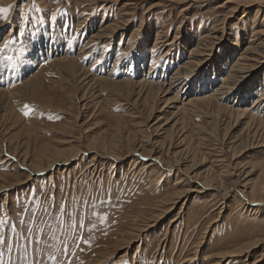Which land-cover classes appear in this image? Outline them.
<instances>
[{"label": "rangeland", "instance_id": "rangeland-1", "mask_svg": "<svg viewBox=\"0 0 264 264\" xmlns=\"http://www.w3.org/2000/svg\"><path fill=\"white\" fill-rule=\"evenodd\" d=\"M224 1L199 0L181 16L184 7L170 0H0V8L12 5L0 20V47L11 40L0 53V63H8L0 73L8 84L0 94V219L12 244L11 251L0 246L5 260L56 264L48 259L54 255L64 264H252L260 258L263 244L244 257L216 254L263 239L264 205L251 204L262 208L253 216L242 186L259 176L264 134L225 109L235 106L228 97L189 105L179 84L165 87L171 74L186 71L180 66L207 34L215 38L207 50L213 57L194 68L187 101L199 87L198 96H211L221 83L228 68L216 59L236 43L231 65L249 28L260 22L256 14L264 13V0H232L247 2L234 15ZM108 25L117 29L103 41L92 35ZM157 30L176 42L173 48L154 45ZM154 71L168 78L147 77ZM249 84H264V62ZM47 149L77 155L49 169L46 157L37 160ZM36 161L46 170L35 174ZM186 189L196 192L179 200ZM132 237L126 250L117 249Z\"/></svg>", "mask_w": 264, "mask_h": 264}, {"label": "bare ground", "instance_id": "bare-ground-1", "mask_svg": "<svg viewBox=\"0 0 264 264\" xmlns=\"http://www.w3.org/2000/svg\"><path fill=\"white\" fill-rule=\"evenodd\" d=\"M170 2H172L174 4H178V5L182 6V7H184L183 9H181L180 14H179V15L182 16V15H186L188 13V11L191 10V8L193 6V3H198L199 0H170ZM246 3H247L246 1H243L242 3L234 2L232 0H225L224 1V5H228V6L232 7L230 9V14L231 15H234L235 13H237V11L241 9V7L242 8H246L247 7V5H245ZM240 12H241V10H240ZM231 15H229V19L232 17ZM257 16H258V19H260V22H259L257 28H256L255 25H254L255 27L252 25L249 28L250 31H251L250 38L248 39L246 45L243 46V50L241 51V49H240L241 52L240 51L238 52L239 54H237L238 55L237 59L234 62H231L232 63L231 65L229 64L230 63L229 62L230 56L235 51V49H232L233 48L232 46H235V44H236V43L234 44V43H230V42H229V45L231 46V48L227 47L228 51L225 54H223L222 56H218V58L216 59V61L222 63L223 66L228 68V69L226 70V74L223 75V77H222L223 79L221 80V83L218 84L217 86H215L213 88V90L209 92V94L211 96H208V95L204 96V97L198 96L197 95L198 92L201 93V92L204 91V89H200V87L198 86L199 87V89H197L198 92L196 94L194 93L193 94L194 96H192V98H190L187 101L188 95L191 94V93H188V87H189L190 80L192 78L191 76L194 73V68L201 69L213 57L212 51L211 50L207 51V50L212 48V46L214 45V43H212V40H214L215 38L214 39L210 38L211 35H208V34L204 35L203 37H201L199 39V41L196 42L195 46L194 47L192 46V48L188 52L189 57L187 58L185 64L180 66V67H184V70H186V71L184 73L182 72V74H180V72H178V70H177L173 74H171V77H169V81L165 84V87L167 89H175L174 88L175 85L173 86L172 83L176 82L177 85L179 84L178 87H182L181 89H185L182 92V94L179 92V95H183V99H184V100L183 99L182 100L180 99V100L181 101H185L186 104H189V105H191L194 102L195 103L199 102V103L210 104L214 100L218 101V103H219L220 101L222 102V101H224L226 99V97H228L226 100H229V99L233 100L234 103H235V106H234V108L232 106L231 107L230 106L227 107L228 106V104H227L225 109L228 110L231 113V115H233L236 118H239L240 120L247 119L248 121H247L246 125L248 127H250V126L255 127V129L253 128L254 130L252 131V132H254V134L255 133H259L260 131H262L261 134H264V84H262L260 86L261 88H254L255 86L253 84H249L247 86V88L245 86L247 81L251 79L252 72L254 73L255 71H257L258 67L264 62V38H262V37H264V29H263V26H262V24L264 23V20H263L264 13H259L258 12L256 14V17ZM100 28L101 27H99L97 29L98 31H96V33L92 34V35L95 38L102 39V41H103L104 38H102V37H105L107 35V33L110 34L111 32L116 31L117 25H111V26L105 27V28H103L101 30H100ZM118 30H120V29L118 28ZM162 37H164L163 36V31L157 30V34H156V37H155V40H154L155 41L154 45L158 44L159 45L158 46L159 49H164V50L166 48H173V46H174V44L176 42L167 43V41H164L163 40L164 38H162ZM256 37H257V39H255ZM174 40H175V37H174ZM236 41H237V38H236L235 42ZM31 46H33V45H31ZM68 51H71L70 47H69ZM207 52H209V53H207ZM18 54H20V52ZM169 54L170 53L168 51H166L164 53L163 57H166ZM15 55H17V53ZM32 55L35 56L36 52H34ZM190 56H191V58H190ZM16 59H17V57H16ZM197 59H200V60H197ZM5 62L6 61L4 60V62L0 63V73L2 71H5L6 68L8 67V63L6 64ZM8 62H10V61H8ZM12 63H13V61H12ZM15 65L16 64H14V66ZM9 66H10V64H9ZM10 67H12V66H10ZM151 69L153 71V68H151ZM195 71H197V70H195ZM149 72L146 73V75H147V77L148 76L150 77V75H151L152 79L157 78L160 81V80H163L165 78H168L167 76L165 77V73H163V78H161L160 76L158 77V73L160 71H156V72L154 71L155 72L154 74L149 73ZM196 74L197 73H195L194 75H196ZM7 76H9V75H7ZM1 78H2V75H0V79ZM4 79H6V78L1 79V81H0V94L5 91V90H3L4 88H2V85H4V86L8 85L6 82H4ZM121 81L122 82H117V83H119L120 85H121V83H122V85L123 84L124 85H128L129 84L126 80H124V81L121 80ZM164 82H166V81H164ZM137 84L143 85V83H141L140 81ZM182 84H184V85H182ZM251 85H253V86H251ZM249 86L251 88H249ZM147 87L153 88L154 85H148ZM245 89H247V90H245ZM254 95H255V98L252 99L250 104H248L249 100ZM257 114H258V116L260 114H262V116H259V119H258L256 117ZM41 151H42L41 152L42 156L40 155L37 160H41L42 161L43 157H46V160L48 162L47 165H48L49 169L52 168L53 166H56V165L67 164L69 160H74L75 156L77 155V153H75V151H73V150L67 151V150H64V149H54L53 151H51V150L47 149V150H41ZM45 153H49V154H46V156H45ZM41 161H36L34 164H31L32 171L35 172V174H36V172L39 173L40 171L43 172V170H46V169H42L43 165H42ZM28 164L30 165V163H28ZM44 166H46V165H44ZM259 166H260V164H259ZM28 172H30V171H28ZM262 177L264 179V164L261 165L259 176L257 177L256 182L252 183V181H251L249 184L246 183L248 185V187L247 186H245V187L242 186L243 190H244L243 193L244 192L246 193L245 197L250 200V202H249L250 204H249L248 207L251 208L250 212H251V214H253V216H257V215H261L262 214V211H260L262 208H255V207L252 208V206H251V204H259L260 206L264 205V181L263 182L261 181ZM3 180H4V178L1 179V181H3ZM8 186H9V184H8ZM2 189H4V188L0 186V191H2ZM192 192H196V190H194V189H186V190L182 191V193H180L178 195V199L181 200L188 193H192ZM201 192H203V191H201ZM178 202H179L178 200L174 201L172 206L174 204H177ZM171 209H172V207H171ZM162 214H166V212H163ZM257 218H260V216L257 217ZM160 219H162V215H159L158 217H156L154 222H157ZM260 224L261 225L264 224V221H262ZM206 231H207V229L205 230V232L201 236V241L203 240L204 235L206 234ZM262 234L263 235L261 237H263V239L262 238H256L257 237L256 236V237H252V238H255V239L254 240L252 239L253 241H250V242H248V241L243 242L244 241L243 240L241 242V244H238L232 250L230 249V251H229V249L228 250L226 249V250L221 251V252L218 250L217 252H220V253H217L216 257L218 259L225 260V259L230 258V257H235V256L239 257V256L246 255L251 250H253L256 246L262 245V244L264 245V231L262 232ZM133 238L134 237L127 239V241L124 242L123 245L119 246V248H117V249L126 250L127 246L131 243L132 240H134ZM229 247L230 246H227V247H224L223 249L229 248ZM262 261H264V253H262L260 258L258 260H256V262L254 261V263H252V264L261 263Z\"/></svg>", "mask_w": 264, "mask_h": 264}, {"label": "snow or ice", "instance_id": "snow-or-ice-1", "mask_svg": "<svg viewBox=\"0 0 264 264\" xmlns=\"http://www.w3.org/2000/svg\"><path fill=\"white\" fill-rule=\"evenodd\" d=\"M11 8H12V5H9L8 7L0 8V20H7L8 19V13H9ZM26 16H27V14L25 13V18H26ZM20 35H23V32H21ZM10 43H11V40L4 41L3 46L0 47V53H3ZM28 108H29V106L25 105V110L23 112L25 117H27L29 115ZM61 210L63 211V209H61ZM99 219H100V222L103 223L106 220V217L100 216ZM5 223H6V221L4 219H0V246L6 245L8 250L11 251L12 244L6 240V238L3 234V226ZM80 227L81 228L84 227V224L82 222H81ZM13 231H15V229H13ZM35 243L37 246H39L40 241L36 240ZM48 259L56 262V264H64V261H57V258L54 255H50L48 257ZM0 264H13V262L10 259L5 260L3 251H0ZM29 264H31V262H29ZM40 264H43V262H40Z\"/></svg>", "mask_w": 264, "mask_h": 264}]
</instances>
